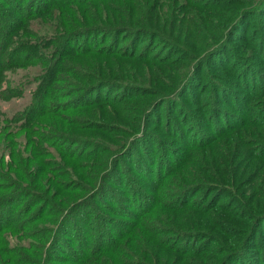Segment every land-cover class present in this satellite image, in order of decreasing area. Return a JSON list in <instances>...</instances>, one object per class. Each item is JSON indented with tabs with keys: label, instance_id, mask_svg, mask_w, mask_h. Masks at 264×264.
I'll return each instance as SVG.
<instances>
[{
	"label": "trees",
	"instance_id": "trees-1",
	"mask_svg": "<svg viewBox=\"0 0 264 264\" xmlns=\"http://www.w3.org/2000/svg\"><path fill=\"white\" fill-rule=\"evenodd\" d=\"M72 2L76 6L72 7ZM34 3L35 7L31 9V4ZM117 4L119 0H114L110 6L101 0H0V100L9 101L20 98L27 89L23 82L16 83L11 77L9 78L11 73L19 70L30 71L31 74L26 72L25 82L29 87L33 86L29 89L30 97L25 107L10 116L0 113V205L4 206L0 209V234L7 227V230L13 231L17 225L12 226L7 222L19 216L22 220V217L30 214L32 217L30 223L42 220L41 225L22 234L27 243L24 240L19 241L18 246L23 251L20 253L24 255H21L20 264H51L57 258H66L65 249L62 256L57 255L61 252L60 243L64 244L62 240L69 236L68 228L74 225L72 219L74 211L79 212L84 206L76 208L75 205L72 209L74 206L72 205L61 209L60 205L67 199L75 198L76 193L86 194L79 185L82 188L87 185L86 191L89 193L96 189L101 181V172L95 171V179L90 181V177L84 171L75 168L91 166L83 164L88 157L80 153L83 152L81 146L90 142V139L74 136L73 130H88L83 127V124L90 118L82 117L87 110L93 108L95 104L102 106L110 104L104 101L106 98L101 92L104 91L103 93L107 95L109 92L107 90L112 85L107 82L112 81L100 77L97 72L90 73L86 69L94 71L111 62L120 65L125 60H140L141 57L136 49L139 45L138 40L141 38H147L148 43L150 40L158 43L164 50H179V61L184 65L178 72H174L180 69L175 67L174 61L163 59L149 63V66L156 67L160 75L168 76L175 83L168 89L174 94L163 95L162 104L166 105L168 100L175 103L173 95L177 94L178 99L185 97L188 92L191 93V84L199 72L208 65L231 72L232 64L228 66L231 41L237 39L248 42L241 47L242 50L250 49L244 58H250L253 52L264 48L262 37L256 41L253 50L252 41L242 40L243 37L234 35L236 31L241 30L243 21L264 16V0H187L181 17L177 19H175V12L182 8L177 0H145L144 11L146 10L147 13L142 18L147 17V19L143 21H136L137 18L131 16V8H128L127 15L124 10L114 6ZM90 6L92 8L96 6L94 11H98L100 15L96 11H91ZM73 8H76L79 20L75 18L74 12H70ZM55 19L56 21L50 24V21ZM32 23L38 24H36L38 30L32 28ZM163 24L164 26L160 27ZM176 35L179 36L178 40L183 39L187 48L193 49L196 46V49L184 50L175 43ZM134 43L138 44L133 45ZM219 54L223 55V61L212 63V57ZM141 60L146 59L142 57ZM191 61H194L192 66H196L188 71V64ZM257 70L249 71L257 77ZM237 76H241V73H236L235 77ZM242 77L246 78V74ZM214 86H209L211 91L207 99L209 102L220 105L221 99L224 101V97H227L224 94L229 90L218 83ZM252 86L253 89H250L249 95L255 96L257 100L256 110L252 111V117L248 115L251 119L244 120L243 123L264 127V80L254 78ZM176 88H181V93H179L180 89L175 91ZM114 90L112 89L110 94L114 93ZM157 92L158 95L162 94L160 91ZM98 95L102 96V99L98 97V101L95 102V96ZM146 103L149 102L146 101ZM214 113L216 116L222 114L217 111ZM70 118H73V121H70ZM223 118L225 119L224 116ZM255 119L257 121H254ZM66 120H68L65 124L66 129L63 127L62 131L55 130V127ZM99 123L95 121L87 125L92 124L96 129H100ZM229 130L231 129H226L223 135ZM259 134L261 137H258ZM256 136L264 139V131L257 130ZM95 140L103 141L97 138ZM95 140H92L96 142L94 144L101 145V142ZM66 143L71 147L65 148ZM123 143L122 137L118 144L122 147L126 142ZM254 144L255 149L251 147L252 158L261 159L264 155V141H256ZM75 146L77 150L73 149ZM207 147H210L209 143H204L198 148L207 149ZM254 152H256L255 155ZM189 155L191 156V153ZM59 178H62L61 182ZM198 178L201 179L200 189L205 188L197 201L203 204V211L200 215L193 213L197 219L183 227V230L187 228L186 231H181L178 225L171 227L169 232L173 234L169 238L175 243L208 238L210 242L216 245L223 244L228 249L221 241V233L231 232L230 237H226L227 243L237 247L242 255L248 252V256L254 257V254L248 250L254 246L253 241L257 235L255 229L260 226L256 225L259 224L256 218L264 220V217L258 218L262 214L254 217L255 209H251L247 219L251 218L253 223L255 221L256 228L253 229V224L249 227L246 221L241 225V228L245 227L242 230L240 226L238 227V218L235 217L240 215L231 213L227 203H219L220 196L225 194H229L226 200L232 198L234 189L215 191L216 185L220 188L231 182V178L225 179L226 181L215 176L199 175ZM235 181L237 185L238 178ZM101 186L98 193L102 191ZM182 191L185 192L184 186L179 187L172 196H169L171 198L167 205H161L158 196L157 200L155 197L151 198L152 208L157 210V206H165L164 209L171 208L169 211L174 213L194 212L191 209L195 202L191 199L198 191L192 195L188 193L187 196H184ZM164 193L166 194L165 190ZM213 194L214 196L211 197ZM236 203L247 206L239 199ZM46 206L50 207L47 211H45ZM210 215L215 217L212 230H208L206 223L210 217H205ZM141 216L133 215L132 218L139 223L130 227L128 231V233L132 232L130 236L137 234L140 229L145 230L146 225H149V219L144 217L145 214ZM155 228L156 234H162L160 227ZM243 233H245L244 239L241 240ZM161 236H165L164 233ZM56 239L60 243H55ZM163 244L162 240L161 245ZM115 247L118 249V245ZM185 248L188 251L187 246ZM4 250L0 247V253H3L0 255V264H12L6 258ZM193 256H198L196 250ZM247 257L241 260L236 258L229 262L223 261L220 264L233 262L242 264ZM68 263L85 264V259ZM131 263L141 264L136 259L131 260Z\"/></svg>",
	"mask_w": 264,
	"mask_h": 264
},
{
	"label": "rangeland",
	"instance_id": "rangeland-1",
	"mask_svg": "<svg viewBox=\"0 0 264 264\" xmlns=\"http://www.w3.org/2000/svg\"><path fill=\"white\" fill-rule=\"evenodd\" d=\"M101 1L109 4L108 6L114 2V0ZM144 2L145 0H119V4L114 6L124 10L127 15L128 8H131V16H135L136 21H143L147 19V17L142 18L147 13L146 10L144 11ZM177 2L182 8L175 12V19L181 17L183 6L187 0H177ZM41 5L45 6L44 3ZM71 6L74 7L76 4L72 2ZM32 7H35V3L31 4V9ZM95 8L96 6L94 8L90 6V10L93 12L96 11H94ZM76 11V8H73L70 12H74L75 18L79 20ZM96 13L100 15L98 11ZM54 21L56 19L50 21V24ZM36 24L32 23V28L35 30L37 29ZM242 24L244 25L241 30L236 31L234 35L243 37L242 40L252 41L254 50L256 41H259L261 37L264 38V16L243 21ZM178 37L176 35L175 43L184 50L193 51L196 49V46L193 49L187 48L183 39L179 38L178 40ZM138 42L136 51L141 57L140 60H125L120 65L111 62L104 64V67L97 68L98 71L97 69L94 71L86 69L90 73L97 72L100 77L112 81L107 82L112 84L107 90L109 91L107 95L103 93L104 91L101 92L106 98L104 101H108L110 104L104 106L95 104L82 116L90 118L83 124V127L88 130H73L74 136L90 139V142L81 146L83 152L80 153L88 157V160H84L83 164L91 166L75 168L84 171L90 177V181L95 179V171H99L101 172V181L98 187L89 193L86 191L87 185L83 188L79 185L86 194L76 193L74 194L75 198L67 199L64 204L60 205L61 209L72 205H74L72 209L75 205L76 208L82 206L84 208L79 212L78 210L74 211L72 216L74 225L68 228L69 236L63 238L64 244L55 240V243H60L59 249L61 250L57 255L62 256L65 249L67 251L66 258H57L51 264H69V261L77 262L83 259H85V264H132L131 260L134 259L140 261L141 264H220L223 261L229 262L236 258L241 260L248 256V252L242 255L237 247L227 243L226 237L229 238L231 232L221 233V241L228 247L226 249L223 244L216 245L208 238L175 243L169 238L173 234L169 232V229L178 225L181 231H186L187 228L183 230V227L197 219L193 213L198 215L202 213L203 204L201 201L200 203L197 201L205 188L200 189L199 175L219 177L222 181L231 178V182L220 188L216 185L215 191L234 189L232 198L226 200L229 194H225L220 196L219 203H227L231 213L240 215L239 217L235 216L238 218V227L241 228V225L247 221L249 227L253 224V229L256 228L255 221L253 223L251 218L247 219V214L251 212V209H255L254 217L261 214L262 216L258 218L264 217V155L261 159H253L251 148L255 149L256 141H264V139L258 138L261 137V134L256 136V131H264V127L243 123L244 120L251 119L252 111L256 110L257 100L249 93L250 89H253L254 78L264 80V48L253 52L250 58H244L250 49L242 50L241 47L248 42L237 39L231 41L230 62L228 63V66L232 64L231 72L208 65L199 72L191 84V93L188 92L185 97L178 99L176 98L177 94L173 95L175 103L168 100L169 102L163 105V95L172 93L168 89L175 83L168 76L160 75L156 67L149 66V63L163 59L174 61L175 67H180L174 72H178L184 65L179 61L180 52L179 50H164L152 40L148 43L147 38H141ZM142 57L146 60H141ZM234 58L235 62L233 63ZM218 61H223L222 54L212 57V63H219ZM193 63L194 61L189 62L188 71L191 67L196 66H192ZM80 64L82 65V63ZM250 69L252 72L258 69L257 77L249 71ZM26 72L31 74L30 71L22 70L9 74V78L11 77L16 83L23 82L27 89L20 98L9 101L0 100V113L7 116L13 115L28 103L29 89L33 86L29 87L25 82ZM238 72L241 73V76L235 77ZM244 74H246V78L242 77ZM217 83L229 90L224 94L227 95L224 97V101L221 99L220 105L212 101L209 102L207 99V95L211 91L209 86H214ZM112 89H115L114 93L110 94ZM121 89L124 90L121 91ZM178 89L181 93V88H176L175 91ZM157 91L162 94H156ZM98 97L102 96H95V102L98 101ZM214 111L222 114L216 116ZM71 120L73 121V118H70ZM67 121L60 123V126L55 127V130L62 131L63 127L66 129ZM95 121L101 122L98 125L100 129H96L92 124L87 125V123ZM226 129L231 130L223 135ZM122 137L126 143L120 147L118 142ZM95 138L103 139V141L95 140ZM92 140L101 142V145L94 144L96 142H92ZM204 143H209L210 147L207 149L198 148ZM65 146V148L71 147L68 143ZM73 149L77 150V147L75 146ZM75 164L77 166V162ZM236 178H238L237 185ZM60 179L62 178H59L61 182ZM164 185L166 186L164 187ZM73 186L78 185L73 184ZM100 186L102 191L98 193ZM183 186L184 196H187L188 193L192 195L198 191L191 199L195 202L194 207L191 206L193 207L191 211L194 212L174 213L169 211L171 208L164 209L165 206H157V210L152 208L151 198L155 197L157 200L158 196L161 205H167L171 198L169 196H172L179 187ZM213 196L214 194L211 197ZM40 199L42 201V198ZM238 199L245 202L247 206L237 204L236 200ZM1 207L4 206L0 205V209ZM48 208L50 207L46 206L45 211ZM154 213L156 214L153 215ZM132 214L138 217L141 215L143 217L145 214L144 217L149 219V225H146L145 230L140 229L137 234L134 233L130 236L132 233H128L130 227L139 223L138 220L132 218ZM205 217H210L206 223L209 227L208 230H212L215 217L211 215ZM79 218L81 219L79 220ZM31 219L30 214L22 217V220H28L27 222L22 221L19 216L17 219L7 222L12 226L17 225L13 231L7 230V227L0 234V244H2L0 247L5 249L6 258L12 264L21 263L23 254L20 252L23 251L18 244H20L19 241L24 240L22 234L42 223V220L30 223ZM256 220L259 221V224L256 225L260 226L255 229L257 235L255 242L253 241L254 246L248 250L254 254V257L248 256L242 264H264V220L257 218ZM6 221L3 223L4 225ZM155 227H160L162 234H156ZM241 229L243 230L245 227ZM163 233L165 236H161ZM244 234L241 236V240L244 239ZM162 240L164 241L163 246L161 245ZM24 241L27 243V240ZM47 244L49 245L48 242ZM117 245L118 249L115 247ZM195 250L198 256H193ZM181 252L184 254H180ZM2 254L0 253V255Z\"/></svg>",
	"mask_w": 264,
	"mask_h": 264
}]
</instances>
